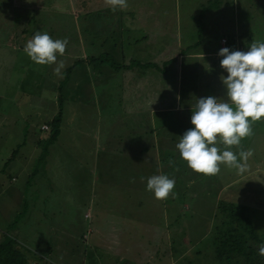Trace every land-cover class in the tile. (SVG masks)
<instances>
[{
    "label": "rangeland",
    "instance_id": "rangeland-1",
    "mask_svg": "<svg viewBox=\"0 0 264 264\" xmlns=\"http://www.w3.org/2000/svg\"><path fill=\"white\" fill-rule=\"evenodd\" d=\"M18 1L17 3L16 0H0V33H2L0 40V162L5 166L4 172L7 175L5 179L8 180L4 188L0 187V192H4L8 187L12 189L0 194V224L4 226L2 227L5 232L4 238L12 240L11 242L23 251L30 254L36 253L34 256L37 258L32 260L39 262L37 264H44L39 258L41 255L36 251L35 244L29 245L23 237L28 228L22 227L18 232L17 228L8 225L11 220H29L25 222L29 230L33 231L34 228L38 234H45L43 239L48 242L42 251L49 249L48 252L55 255L60 262L55 264H155L147 251L137 246L127 245L130 244V241L124 238L127 234L124 233V239L121 238V216H117L109 209L111 205L114 207L120 205L117 189L120 185L117 180L111 187H103L104 194L97 193L100 185L88 194L87 184L80 187L74 182L73 176L77 175L75 167L76 173L74 170L72 173L63 170L67 167L70 156L66 157L64 165L59 168L56 148L50 149V153L39 165L42 153L39 147L41 138L39 127L45 122H51L55 116L59 115L58 111H62V116L59 117L60 122L64 124L63 114L66 112L64 105L62 106L63 101L73 103L75 100L84 98L93 82L90 83L86 78H82L80 74L82 67L116 65L117 61L114 60L113 53H110L108 57L102 55L105 60L101 63L93 59L99 58L101 53L95 55L90 53L99 51V47L105 40L119 42L126 48L123 55L125 58L128 52L137 55L139 49L147 46L152 40V34L143 32L139 26L137 16L133 14L134 8H137L138 12L146 9L156 10L157 14L167 11L170 15L169 18L161 17L159 20L157 25L162 24L164 20L168 21L167 30L163 33L161 25V32L154 34V40L160 39V48L164 44H180V49H170L165 58L161 56L160 61H156L163 69V64L168 59L171 61L175 53L180 51L188 53L186 51L189 46L198 45L200 34H188L186 29L188 27L198 29L197 25L203 14L202 46L204 50L220 49L222 37L228 38L230 45L238 41V45L241 46L238 49L240 51H248L253 41L264 42V0H229V5L226 4V0L223 4H221L223 0L219 3H209V0H128L126 10L118 9L115 12L107 10L110 7L105 4V0ZM213 3L218 7L223 6L208 12V18L204 9ZM215 5L212 6L215 7ZM222 11L225 15L223 27L221 23H216V20L212 25L209 20H214L217 13ZM124 15L129 17L128 23ZM185 17L188 19L183 20ZM37 31L47 32L54 40L68 39L66 52L58 59L64 61L63 69L72 66L74 62L73 70H77L74 80L66 84L63 80L69 77V73L62 69L61 74L57 75L54 72L56 65H38L24 52L27 41ZM93 44H95L94 48ZM149 57L150 53L146 52L140 55L143 62ZM175 59L178 60V58ZM221 60V57H210L199 61L198 64L204 67L202 82L205 79L210 80L207 83L208 88L206 84H202V94L205 93V97L206 95L215 96L221 101H227L226 87L223 81H220L219 71L223 70L224 75L227 72L221 67ZM188 62L189 60L185 59V69ZM169 73V78L172 79L174 72ZM185 73H187L186 70ZM157 77L156 81L143 86L146 90L143 98L137 97L130 99L129 102L125 101L123 92H116L117 84L113 77H106L105 81L97 85L100 99L110 108L106 114L109 115L115 108L121 106L124 108V105L140 104L139 109L145 110L151 102L148 98L150 88L158 90V80L165 75L161 73ZM164 83L166 82L163 81ZM61 86L62 93L59 92ZM184 86L183 81V90ZM76 89L80 92L77 93ZM103 109L106 110V108ZM116 123H120V120L113 117L108 126H105L107 122L104 121L101 137L112 138L116 135V132L122 128L116 126ZM42 129L48 131L49 127L44 124ZM50 134V132L42 133V136L47 138ZM79 136L81 143L85 144L88 136ZM241 148L244 151L251 150L253 153L247 161L248 170L244 174H238L235 169L221 166V172L215 176V179L210 177L206 182L201 181L202 186L199 184L192 186L198 194L181 193L182 191L176 186L175 197L167 200L156 199L154 193L150 191L145 194L152 200L155 198L159 201L158 211L150 214L151 200L148 205L144 203L141 217L129 220H143V217L150 218V215L153 216V220H160V214L163 219L164 213H171L172 207L182 204L181 207L186 210V215L182 218L189 220L191 225V228L184 227L182 233H175L170 246L167 243L164 247L162 244V248H156V251L158 250L156 254L162 264H172L175 259L174 264H223L218 257L222 219L226 213L229 214V208L234 204L240 206L245 215L252 219L251 223L256 233L261 237L264 236V119L253 123V135L242 139ZM232 150L237 153L239 151L236 146H233ZM25 165L27 168L24 167ZM177 165V172L180 168L184 170L187 168L179 162ZM37 173L40 179L32 177V174ZM11 174H14V183L7 178ZM189 174L194 178L191 173ZM177 178L184 181L188 179ZM8 183L13 186H9ZM129 183L130 178H126L125 189L129 187ZM221 183H224L222 189ZM17 188L21 190V201ZM8 194L15 196L16 208L12 203L7 205V201L11 199ZM120 198L125 200L123 196ZM35 204L36 206L31 208V205ZM133 208L134 211L137 210L136 204L131 202L129 211ZM21 211H24L23 217ZM85 213L87 217L92 214V217L87 218ZM192 216L195 217L194 220ZM89 229L92 230L86 239L84 235ZM140 238H142L141 233L134 235V240ZM49 246L51 248H48ZM130 248L133 250L129 251ZM34 249L36 250L33 251ZM183 251L188 253L178 258V253Z\"/></svg>",
    "mask_w": 264,
    "mask_h": 264
},
{
    "label": "crops",
    "instance_id": "crops-1",
    "mask_svg": "<svg viewBox=\"0 0 264 264\" xmlns=\"http://www.w3.org/2000/svg\"><path fill=\"white\" fill-rule=\"evenodd\" d=\"M223 2L224 0L221 4H223ZM226 4L229 5V0H226ZM211 7L212 6L207 7L208 9H204L206 10L205 14L208 18V12L213 9H220V7ZM107 10L111 11L110 8H107ZM133 14L137 16V22L143 29V32L152 34V40L147 46L140 48L137 55L128 52L127 58L123 57L126 48L121 46L119 42H109L108 40L103 42L99 47V51L90 52L92 55L101 53L99 58L102 55L109 56L110 53H113L115 55L114 60L117 62L116 65L112 67L109 65L94 68L86 66L80 69V74L83 76L82 78H86L90 83L93 82V85L89 87L84 98L75 100L73 103L66 100L65 104H63L66 112L63 116H65L67 123L70 125V127L67 126V139H69L72 145L68 146L66 143L65 149L67 151L63 149L65 151L64 158L57 159L59 160V168H61L64 165V160L69 154L70 156L74 154L79 158V163L76 165L77 175L75 178L73 175L72 176L74 182L78 183L80 187L87 184L88 179H86V174L89 176L93 175V181L99 183L104 188L108 186L111 187L117 180L118 185H120V188H117L119 196L118 202L120 205L118 207L111 205L109 209L117 216H121L120 220L123 225H121V238L130 241V244L127 245L132 247L137 246L140 247L141 250L147 251L148 256L153 258L155 264H162L156 254L158 252L156 248H162V244L164 247L167 243L170 246L175 233H182L184 227L191 228L188 222L189 220L187 221L182 218V216L186 215V210L181 207L182 204L175 208L171 205V213H164L163 219H161L160 214V220H153L152 215H150V218L143 217V220L129 219L141 217L144 211V203L147 205L150 204L152 198L145 194L149 192L147 190V180L153 175L164 174L168 175L169 178H174L175 186L182 191L181 193L189 192L190 195L198 194V192L192 188L193 185L199 184L202 186L203 183L201 181L206 182L209 180V176L196 173L188 166L186 161L181 159L176 145L179 143L184 132L194 127L191 124L192 106H195L199 98L205 97V93L202 94V84H206V88L209 87L207 83H209L210 80L205 79V81L202 82L204 67L198 64L199 61L210 57H221L218 53L219 50L224 47H228L230 50H238L241 46L238 45V41L230 45L229 39L222 37L220 49L204 50L202 46V39L204 38L203 14L202 19L199 20L197 25L198 29L195 30L194 27H188L186 29L188 34H200L198 45L189 46L187 49L188 51H186L188 53L181 51L175 53L173 59L171 61L168 59L163 64V69H161L156 61H160L161 56L165 58V55L168 54L170 49H180V44H164V46L160 48V39L154 40V34L161 32V25L164 30L162 31L163 33L167 30L166 23H168V21L165 22L164 20L162 24H157L160 22L159 20L161 17L169 18V13L165 11L162 14H157L156 10L147 9L143 12H138L137 8H134ZM124 17H126L128 23L129 17L126 15H124ZM224 17L225 15L222 11L219 14L217 13L214 20L212 19L209 21L213 25L216 20V23H221L223 27L225 23ZM186 19H188V17L183 18V20ZM223 39H226V41L224 42ZM92 46L94 48L95 44ZM201 48L203 50H201ZM145 52L150 53V57L147 58V61L143 62L141 61L140 55H143ZM175 58H178V60ZM221 58L223 59V57ZM185 59L189 60L186 66L187 69L184 67ZM73 67L74 62L72 66L63 69L65 70L64 72L70 74V80L67 84L76 78L77 70H73ZM69 68L70 70L67 71ZM185 70L187 73H185ZM169 72H174V75L171 76L172 79L169 78ZM161 73H164L165 77L158 80V90L150 88V97L148 98L151 99V102L145 110L139 109L138 106L140 104L132 106L124 105V108L121 106L120 108H115L109 115L106 114L110 108L100 99L97 92V85L105 81L106 77H113L114 82L117 84L115 86L116 92H123L125 94V101L129 102L130 99H135L137 97L143 98L146 91L143 86L156 81L158 79L157 76H160ZM219 74L220 81L222 82L221 77L226 76L227 73L224 75V71L221 70ZM163 81L166 83L163 84ZM183 81L185 82L184 90ZM72 84L75 83L72 82ZM76 92L79 93L80 91L76 89ZM220 92L222 93V90H220ZM116 102L118 103V100H116ZM103 108H106V110L104 111ZM112 117L120 120V123H116V126L122 128L118 130L116 135L112 138L101 137L103 134L101 132L103 130L104 121L107 122L105 126H108ZM47 123L48 122H45L42 125ZM79 135L88 136V140L85 144H83V142L81 143V137ZM40 137L39 147L42 149L41 139L44 138L42 133H40ZM125 139L126 142H124ZM87 144L89 147H87ZM85 147L87 148L86 151H84ZM81 152L83 153L82 155ZM80 158H82V161H80ZM177 162L182 166H187V168L185 170L180 168L179 172H177ZM4 167L5 166L0 162L1 188H4V186H6L5 183L8 182V180L5 179L6 173L4 172ZM24 167L27 168V165ZM63 170L67 169L64 168ZM74 172L76 173L75 170ZM189 173H191L194 178L190 177ZM177 177H186L188 179L184 181ZM7 178L14 183V174L9 175ZM36 178L40 179L38 174ZM126 178H130L129 187L127 189L124 187ZM212 178L215 179V176H212ZM9 186L13 185L9 184ZM184 186L186 187L184 188ZM223 186L224 183H221V189ZM6 190L12 191V189L8 187L4 192H0V194L5 193ZM17 191L21 201V190L17 188ZM87 192L89 193L90 191ZM203 193H205L204 190ZM120 194L125 200L120 198ZM9 197H11V199L7 201V205L11 203L14 204L15 196L12 194L9 195ZM131 202L136 204V211H134V208L132 211H129ZM158 203L159 201L155 198L152 200L150 214L158 211ZM35 206L36 204L31 205V208ZM14 207L16 208L15 204ZM21 212L23 213L24 211ZM191 218L194 220L195 217L192 216ZM13 221L15 220L9 221L10 223L8 225L17 228L18 232L22 227L28 228V231L23 234V237H25V241L29 245L35 244L37 250L34 249L33 251L36 250L40 255L47 257L51 255L48 252L49 249L42 251L43 248H46L45 246L48 242L43 239V237H45L44 233L38 234V231L34 228L33 231L29 230L28 225L25 223L29 220H22L17 223V225H12ZM2 227L4 226L0 224V243L5 239V232L2 230ZM89 231L90 229L88 232ZM124 233L127 234V236L123 238ZM137 233H141L142 238L134 240V235ZM31 235L33 237H31ZM132 242L135 243L132 244ZM16 248L27 256V264L39 263L36 260H32V258H37L34 256L36 253L30 254L27 251H23L19 246H16ZM48 248L51 247L49 246ZM132 250L131 248L129 249V251Z\"/></svg>",
    "mask_w": 264,
    "mask_h": 264
},
{
    "label": "clouds",
    "instance_id": "clouds-1",
    "mask_svg": "<svg viewBox=\"0 0 264 264\" xmlns=\"http://www.w3.org/2000/svg\"><path fill=\"white\" fill-rule=\"evenodd\" d=\"M105 4L115 12L126 10L128 0H105ZM68 43L67 38L54 40L47 32L37 31L27 41L24 52L38 65H56L54 72L60 75L65 64L58 57L64 56ZM218 54L227 72L221 77L227 101L215 96L199 98L192 106L194 127L186 130L176 145L181 159L193 171L209 177L218 175L221 166L235 169L238 174L248 170L247 161L253 153L244 151L241 141L253 135L254 122L264 119V42L253 41L248 51L224 47ZM174 188L175 179L168 175H153L147 180V190L158 200L174 198ZM259 254L264 256V244Z\"/></svg>",
    "mask_w": 264,
    "mask_h": 264
},
{
    "label": "trees",
    "instance_id": "trees-1",
    "mask_svg": "<svg viewBox=\"0 0 264 264\" xmlns=\"http://www.w3.org/2000/svg\"><path fill=\"white\" fill-rule=\"evenodd\" d=\"M16 1L17 3L19 2L18 0ZM211 2L219 3L220 0H210L209 3ZM212 5H215V4L214 3L210 4L208 7ZM215 7H218V6L215 5ZM1 38H2V33H0V40ZM93 59L101 63L103 60H105V57L101 56L100 58H93ZM69 70L70 68L67 71ZM69 80L70 79L68 77L67 79H64L63 81H66V84H67ZM59 92L60 93L63 92L62 86L60 87ZM65 102L66 101H63L62 106L63 104H65ZM62 106H61V109H62ZM61 113L62 111H59L58 112L59 115L55 116L51 122L47 123V126L49 127L48 131L41 129L43 125L42 127L41 125L39 127L40 133H43V134L49 133V132L51 133L50 135H48L47 138L41 139L42 140L41 141L42 153L39 158V162H40L39 165L45 160L47 154L50 153V149L52 150L55 148L57 149L56 158H64L65 156L64 150H66L65 149L66 143L68 146L72 145L69 142V139H67V132H68L67 126L70 127V125L69 123H67L66 119H65L64 124L60 122L59 116H62ZM64 118L65 116H63V119ZM87 147H89L88 144H87ZM86 149L87 148L85 147L84 151H86ZM82 154L83 153L81 152V155ZM78 159L79 158H77L74 154L71 155L69 164L66 167L67 170H64V171L66 172L71 171L72 173V170H74V167L76 168V165L79 163ZM80 161H82V158H80ZM36 175L33 174L32 177L34 178L36 177ZM86 177H87L86 179H88L87 180V190L90 191L88 193L90 194L100 184L93 181V175L89 176L88 174H86ZM103 190H104L103 186L100 185L97 193L104 194ZM245 211L247 210L245 209ZM85 216L87 217L86 213H85ZM22 217H23V213H22ZM90 217H92V214L91 216L87 218H90ZM251 220L252 219L249 218L248 215L247 216L245 215L241 207L235 204L230 206L229 214L226 213V215H224V218L222 219V228H221L222 236L220 237V243H219L220 249L218 250V257L223 262V264H264V256L259 254V247L261 244H264V236L261 237L259 234L256 233L253 227V223H251ZM21 221L22 220H15L12 222V225H17V223ZM91 230L92 229H90V231L84 235L86 239L91 233ZM11 241L12 240H9V239L7 240L6 238L0 243V264H27V258L25 257L24 253L22 251L17 250L16 245H14V243ZM187 253H188L187 251L178 253V258L184 257ZM39 258L42 260V263L44 264H54L55 261L56 263H60L57 260L55 255H51L49 257L41 255V257ZM175 260L172 262V264L175 263Z\"/></svg>",
    "mask_w": 264,
    "mask_h": 264
},
{
    "label": "built area",
    "instance_id": "built-area-1",
    "mask_svg": "<svg viewBox=\"0 0 264 264\" xmlns=\"http://www.w3.org/2000/svg\"><path fill=\"white\" fill-rule=\"evenodd\" d=\"M223 41L225 42V41H226V39H223Z\"/></svg>",
    "mask_w": 264,
    "mask_h": 264
}]
</instances>
